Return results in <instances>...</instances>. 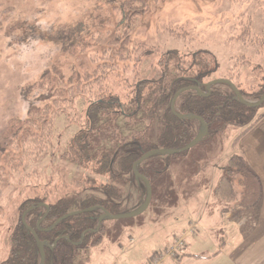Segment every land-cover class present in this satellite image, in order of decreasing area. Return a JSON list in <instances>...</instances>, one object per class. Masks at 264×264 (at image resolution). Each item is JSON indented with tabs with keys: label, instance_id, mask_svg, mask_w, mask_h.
Returning <instances> with one entry per match:
<instances>
[{
	"label": "trees",
	"instance_id": "obj_1",
	"mask_svg": "<svg viewBox=\"0 0 264 264\" xmlns=\"http://www.w3.org/2000/svg\"><path fill=\"white\" fill-rule=\"evenodd\" d=\"M110 6L111 13L99 18L100 25L87 35L83 30L65 27L58 36L39 39L49 49L40 48L39 57L32 61L34 67L14 64L15 73L21 71L18 81L1 80L0 235L5 231L11 234L8 259L0 264H42V243L47 244L46 264H75L81 253L104 242L107 219L100 222L101 217L105 213L123 215L126 189L142 184L134 167L144 155L191 145L203 131L201 120L209 126V132L200 144L238 128L242 129L234 142L238 146L264 119V111L260 113L264 104L259 108L243 104L228 83H217L208 89L211 82L219 80V66L207 50L184 54L180 50L167 51L161 54L159 66L152 67L153 78H140L138 69L143 59L158 50L133 41L135 22L148 12V4L145 0H114ZM35 15L30 9L23 17L30 20ZM3 24L0 20V32L9 39L11 32ZM176 37L186 42L185 28L177 30ZM234 40L264 49V34L252 37L250 26ZM6 49L4 46L2 53ZM235 59L240 64L221 80L233 83L245 101H260L264 83L247 92L236 82L234 70L253 67L264 76V67H254L243 57ZM36 62H47L48 67H39ZM131 68L133 79L127 77ZM114 85L122 90L120 95L115 93ZM8 91L10 97L5 95ZM60 119L66 126H80L65 144L67 132L59 128ZM186 154L155 155L142 163L139 172L152 185L173 160ZM46 157L90 169L91 174L74 182L77 189L73 192L67 185L61 192L58 178L52 174L44 179L37 171L25 175L20 184L12 183L14 174ZM23 182L32 183L29 187L33 196L18 205L13 225L7 228L4 223L10 219L8 203L16 192L23 193ZM237 186L242 189L240 198ZM263 191L262 180L247 158L236 153L229 159L214 195L238 211L258 206ZM140 207L141 204L134 210ZM90 209L52 229L63 217Z\"/></svg>",
	"mask_w": 264,
	"mask_h": 264
},
{
	"label": "rangeland",
	"instance_id": "obj_2",
	"mask_svg": "<svg viewBox=\"0 0 264 264\" xmlns=\"http://www.w3.org/2000/svg\"><path fill=\"white\" fill-rule=\"evenodd\" d=\"M112 1L114 0H0V20L4 22L3 27H7L11 32L10 38L5 39L0 27V37H3V42H0V84L3 82L1 80L7 78L18 81L21 71L17 70L18 72L15 73L14 64H19L23 68L34 67L32 61L39 57L40 48L41 51L49 49L44 45L46 43L40 42L39 39L45 38L46 41L49 37H55L65 27L83 30V34L87 35L100 25L99 18H103L107 12L111 13ZM145 1L148 4V12L135 22L133 41L146 43L149 47L158 50L157 53L152 54V57L143 59L142 66L138 69L140 78H153L152 67L159 66L161 54L172 50H180L182 54L199 50L209 51L218 62L216 77L219 80L240 64L235 58L243 57L251 61L254 67H264V49L251 48L234 40L246 30L247 26L251 27L252 37H260L264 34L263 2L258 0ZM30 9H33L36 15L28 20L23 16ZM181 28H185L188 33L186 42L176 37L177 30ZM4 46H7V49L2 53ZM46 63L36 62L39 67L42 65L48 67ZM35 69L40 72L37 66ZM234 75L236 82L247 92H253L264 83L263 73L259 74L253 67L240 66L239 69L234 70ZM134 76L135 73L131 68L127 77L133 79ZM112 88L116 94L122 93L116 85ZM5 95L10 97L11 92L8 91ZM28 96L32 97L31 94ZM250 102L257 103L253 100ZM81 106L80 102L76 105L79 110ZM85 110L81 109L83 117ZM263 111L264 108L260 113ZM58 126L61 131L67 132L64 144L70 141L71 136L80 128L74 125L66 126L61 119L58 121ZM241 132L242 129L232 128L227 135L215 136L199 144L185 156L173 160L166 172L151 185L153 194L149 208L134 218L107 219L104 223L106 228L104 242L81 253L75 264H232L230 262L232 252L235 253L236 264H264V241L260 249L258 246L260 239H264V230L259 229L260 224L255 228L253 208L250 209L251 212L242 214L244 216L237 221V226L230 222L228 229L224 230L226 215L234 212L232 210L234 205H228L214 195L220 178L225 175L229 159L236 153L242 154L238 151L240 142L238 146H234ZM34 171L44 179L53 174L55 179L60 180L61 192L66 185L69 191H76L77 186L73 183L80 179L83 181L91 174L90 169L68 165L60 162L58 158L46 157L28 164L14 174L12 183L20 184V180L25 175ZM101 181L100 179V183ZM140 182L142 184L138 188L126 189L128 197L125 200L126 208L123 209V214L136 211L134 209L145 203L147 186L142 180ZM31 184L23 182L21 186L23 193L16 192L9 201L10 219L4 223L5 227L10 228L13 225L18 205L33 196L29 187ZM83 187L82 184L80 190ZM237 192L240 198L242 189L239 186ZM97 193L102 195L100 192ZM10 234L11 231H5L0 235V262L8 259ZM244 241L245 244L240 247L241 252L235 251L234 249ZM222 242L231 243L226 247L228 249L232 246L230 254L223 253V256L214 261L208 262V259L198 261L188 255L191 253L207 255L217 252ZM247 250L252 252V255H256L255 263H251V259L247 261L243 259L242 253ZM155 258L156 260H153Z\"/></svg>",
	"mask_w": 264,
	"mask_h": 264
},
{
	"label": "crops",
	"instance_id": "obj_3",
	"mask_svg": "<svg viewBox=\"0 0 264 264\" xmlns=\"http://www.w3.org/2000/svg\"><path fill=\"white\" fill-rule=\"evenodd\" d=\"M253 138V143H251V139ZM239 152L242 153L247 160L249 161L251 167L253 168V170L259 175V177L261 178L262 182H263V188H264V120L262 122H260L249 134H247L241 141L239 144ZM254 211V220L256 222V227H260L259 229L264 230V191H263V199L261 201V203L253 208ZM252 211V212H253ZM251 212V210H238V211H234L233 213L227 214L229 215L227 217L226 215V222L225 224H223L224 226V230L228 229V226H230V222H233L234 224H236L235 226H237V221H240V218H242L244 215L242 214H246ZM237 215V216H236ZM225 216V214L223 215ZM225 218V217H224ZM241 226V225H238ZM264 232V231H263ZM255 233V231H254ZM238 234V233H237ZM236 234V236H237ZM260 238V237H259ZM246 239L248 240L249 237L248 235L246 236ZM246 241V240H245ZM245 241L243 243L240 244V246H238L236 249H234L235 251H240V247L243 246L245 244ZM264 239H260V242L258 244L259 249L261 248V245L263 243ZM221 245V248L219 251L214 252V253H207V255H198V254H188L190 256V258H196V260H200V259H208V262L210 261H214L217 258H219L220 256H223V253H227L228 255L230 254V248H232V246H230L228 249L226 248L227 246H229V244L231 245V243L228 244V242L224 243ZM232 250V249H231ZM251 250V249H249ZM249 250H247V252L242 253V257H244L243 259L245 261L251 259V263H255V257L256 255H252V252H250ZM233 251V250H232ZM218 253V255H217ZM234 254L235 253H231L230 257H231V263L232 264H236L235 262V258H234ZM216 255V256H215ZM257 264V263H256Z\"/></svg>",
	"mask_w": 264,
	"mask_h": 264
},
{
	"label": "water",
	"instance_id": "obj_4",
	"mask_svg": "<svg viewBox=\"0 0 264 264\" xmlns=\"http://www.w3.org/2000/svg\"><path fill=\"white\" fill-rule=\"evenodd\" d=\"M221 82H226L228 83L229 85L232 86V88L234 89L235 93H236V96H237V99L242 102L243 104L249 106V107H252V108H259L261 107L263 104H264V97L258 101L257 103H252V102H248V101H245V99L243 98V96L241 95V93L238 91V89L236 88L235 85H233V83H231L230 81L228 80H216V81H213L211 82L209 85H208V89H210L212 86L216 85L217 83H221ZM199 91L200 94L201 91L200 89H197ZM180 94V93H179ZM179 94L177 95V97L179 96ZM176 97V98H177ZM175 98V100H176ZM173 110H174V103H173ZM175 111V110H174ZM202 123H203V131L202 133L197 137V139L189 146L185 147L184 149H181V150H155V151H151L149 153H147L146 155H144L140 161H138V163L135 165L134 167V171H135V175L137 178H139L140 180H142L146 186H147V198H146V201L145 203L136 211L132 212V213H129V214H123V215H117V216H113L109 213H105L101 219H100V222L106 220V219H115V220H119V219H127V218H134V217H137L141 214H143L148 208H149V205L151 203V200H152V186H151V183L149 182V180L140 174L139 172V167L142 165V163L147 160L148 158H151L155 155H176V154H180V153H185V152H188L190 150H192L193 148H195L196 146H198L202 140L205 138V136L208 134L209 132V126L203 121L201 120ZM92 209L90 210H87V211H83V212H75V213H71L65 217H63L62 219H60L53 227L52 229H54L58 224H60L62 221L74 216V215H79V214H82V213H85V212H89L91 211ZM41 223H39V226H40ZM45 246H47V244L45 243H42L41 244V251H42V264H46V255H45Z\"/></svg>",
	"mask_w": 264,
	"mask_h": 264
},
{
	"label": "built area",
	"instance_id": "obj_5",
	"mask_svg": "<svg viewBox=\"0 0 264 264\" xmlns=\"http://www.w3.org/2000/svg\"><path fill=\"white\" fill-rule=\"evenodd\" d=\"M180 245H182V243H180ZM176 249H177V247L174 249V251H176ZM154 260H156V258L154 259ZM155 262V261H154ZM154 264V263H153ZM155 264H157V263H155Z\"/></svg>",
	"mask_w": 264,
	"mask_h": 264
}]
</instances>
